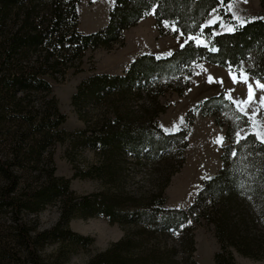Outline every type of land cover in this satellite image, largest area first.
Returning a JSON list of instances; mask_svg holds the SVG:
<instances>
[{
  "label": "trees",
  "instance_id": "trees-1",
  "mask_svg": "<svg viewBox=\"0 0 264 264\" xmlns=\"http://www.w3.org/2000/svg\"><path fill=\"white\" fill-rule=\"evenodd\" d=\"M228 1L114 0L108 23L84 32L78 27L80 0H0V146L7 145L4 154L0 150V215L8 216V221H0V264L68 263L94 243V236L72 229L71 220L94 215L126 226L119 239L84 264H201L194 258V229L202 221L213 226L216 264H236L232 248L264 258V143L253 132L236 139L247 116L221 92L191 107L178 129L166 131L159 124L166 106L157 96L166 90L182 94L196 62L205 60L264 79V0L261 14L243 22L223 9ZM215 8L234 22L231 31L219 30V20L204 22ZM151 9L161 33L201 35L205 42L189 38L166 55L140 54L123 73L93 72L85 77L72 95L86 123L82 128H61L67 114L55 95L47 108L27 104L35 90L52 92L50 76L61 72L67 60L121 41L123 30ZM34 53L38 56L33 61ZM144 94L149 104L131 107L130 101ZM198 111L231 114L222 166L202 180L187 208L170 207L165 189L184 163ZM65 139L75 150L94 151L92 163L77 168L74 176L97 178L102 190L78 195L70 177L56 174L52 156L44 152ZM232 151L238 155L233 157ZM147 160L155 161L147 170L154 176L127 185L131 163ZM21 170L30 173L27 181ZM49 204L58 206L56 222L33 225L28 214ZM48 245L54 246L52 252Z\"/></svg>",
  "mask_w": 264,
  "mask_h": 264
},
{
  "label": "rangeland",
  "instance_id": "rangeland-1",
  "mask_svg": "<svg viewBox=\"0 0 264 264\" xmlns=\"http://www.w3.org/2000/svg\"><path fill=\"white\" fill-rule=\"evenodd\" d=\"M113 1L80 0L79 29L84 32H93L104 27L108 23L109 11ZM223 9L227 10L230 14L229 17L234 18L237 22H243L261 14L260 0H247V2L236 0L235 3L233 0H229L223 3ZM216 20H219V30H228L234 27V22H228L226 17L219 12V8L212 9L204 22L213 23ZM189 38H193L196 43L205 42L201 35L182 32L176 34L161 33L156 25L154 11L151 9L136 24L123 30L121 41L111 43L110 47L89 48L81 58L67 60L61 72L56 73L55 77L50 76L53 85L52 92L47 95L44 91L35 90L27 98V104L38 106V109L43 106L47 108L50 97L55 95L60 109L67 114L66 121L61 128L68 130L82 128L86 123L72 104V95L85 77L93 72L123 73L130 62L140 54L148 52L166 55L181 46ZM37 56L38 54L34 53L32 60H36ZM246 64L247 62H244V65ZM192 70L189 86L182 94L173 90H166L156 98L159 104L166 106V109L159 113V124L164 130L174 131L178 129L185 122L186 114L191 107L203 98L223 92L233 101L236 108L247 116V124L241 125L236 130V139L243 137L248 132H253L264 138V104L260 100V97L264 96V90L257 89L253 83L255 98L249 107L247 103H244L248 96L246 85L233 83L229 68L202 60L196 62ZM209 77L213 78L212 82H209ZM248 77L250 82L260 80L264 83L262 78L252 75H248ZM175 84L181 86L182 82L175 80ZM146 96L144 94L142 97L131 100V107L136 108L141 102L148 105L149 99ZM90 106V110H92L93 106ZM92 111L95 114V110ZM230 116L231 114L226 111L207 115L199 111L196 112L188 134L184 163L180 170L172 175L165 189L167 206L187 208L201 187L202 180L214 175L222 166L221 154L223 146L226 144L225 125ZM217 120H221L223 125ZM234 121H238V119L234 118ZM220 137L223 138V142L217 144L215 141ZM6 147L7 145L4 144L0 146L2 154L7 151ZM49 155L52 156L56 174L70 177L71 187L76 194H91L102 190L101 180L94 177L74 176L77 168H86L92 163L95 157L93 150L84 147L75 150L70 142L65 139L50 145L44 152V156ZM131 164L127 171L129 174L127 185L134 186V181L145 180V178L150 180L151 176H154L150 173L148 176L147 170L156 165L155 161L147 160L142 165L139 163ZM21 172L27 181L28 177L26 176H31L30 173L22 170ZM119 182L122 184L123 180L120 179ZM58 217L57 204H49L38 213L31 212L28 214L32 224L40 228L53 225ZM5 220L8 221V216L0 215V221ZM70 226L80 233L94 236V243L90 249L81 250L72 257L71 261L66 263L84 264L94 252L106 248L110 242L119 239L124 234L126 225L118 221L110 222L103 216L94 215L74 217ZM194 238V258L201 264H216L214 252L218 249V242L213 232V226L204 221L196 224ZM53 248V245H48L47 251L52 252ZM232 251L236 264H264V258L256 259L245 256L233 248Z\"/></svg>",
  "mask_w": 264,
  "mask_h": 264
},
{
  "label": "snow or ice",
  "instance_id": "snow-or-ice-1",
  "mask_svg": "<svg viewBox=\"0 0 264 264\" xmlns=\"http://www.w3.org/2000/svg\"><path fill=\"white\" fill-rule=\"evenodd\" d=\"M236 0H233V3H235ZM244 2H247V0H244ZM173 31H178L177 28L173 27L172 29ZM229 31H231L232 29L229 28ZM213 51H215V49H213ZM230 76L232 78L233 83H243L246 85L247 89H248V96H247V100L244 103H247L248 106H251V103L253 102L254 98H255V89L253 88V83H255V87L257 89L260 90H264V83H262L260 80H256L254 82H250L249 81V77L247 74H245V72L243 70L240 71L239 75L235 74L234 72L230 71ZM213 78L209 77V82H212ZM261 103L264 104V96L260 97ZM257 135L258 139H261V143H264V138L259 137L258 134H254ZM246 139V138H244ZM217 144H221L223 142V138L220 137L215 141ZM237 143H240V141L238 140ZM231 155L233 157H236L238 155V153L236 151H232Z\"/></svg>",
  "mask_w": 264,
  "mask_h": 264
}]
</instances>
